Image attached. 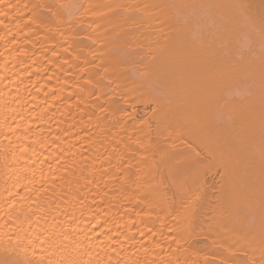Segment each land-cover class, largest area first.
<instances>
[{"label": "bare ground", "instance_id": "1", "mask_svg": "<svg viewBox=\"0 0 264 264\" xmlns=\"http://www.w3.org/2000/svg\"><path fill=\"white\" fill-rule=\"evenodd\" d=\"M0 264H264V0H0Z\"/></svg>", "mask_w": 264, "mask_h": 264}]
</instances>
